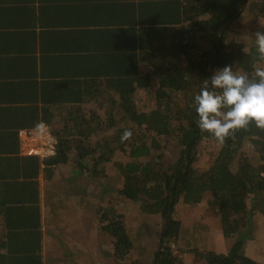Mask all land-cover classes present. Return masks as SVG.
Wrapping results in <instances>:
<instances>
[{
    "label": "trees",
    "instance_id": "trees-1",
    "mask_svg": "<svg viewBox=\"0 0 264 264\" xmlns=\"http://www.w3.org/2000/svg\"><path fill=\"white\" fill-rule=\"evenodd\" d=\"M202 1L185 0L184 10L192 18L187 29L190 35L188 43H177L174 47L161 44L159 48L146 49L148 55L144 54L146 63L143 65L139 63L142 58L131 49L126 62L125 53L122 58L120 53H112L115 61L106 63L102 74L121 77L108 82L111 88L120 92L119 101L107 96L109 102L101 103V108L108 106L104 117L101 114H95L90 119L83 114L80 118L75 116L72 126L54 134L58 141L57 155L44 161L48 167L46 176L52 180L53 168L67 165L72 158L70 151L74 149L76 161L89 178L85 183L90 182L96 187V205L105 202V196L109 195L122 204L141 203L143 213L162 216L161 231L157 233L153 229L155 237H149L148 241L142 238V241L138 240L139 244L126 234L122 221L113 220L105 226L103 230L116 238L118 258L128 254L133 246L143 249L147 244V252L150 248L155 251L152 255L155 257L154 264H183L177 259L181 255L192 256V264H264V253L252 255L246 251L253 240L250 230L257 226L258 218H264V128L252 123L235 131L221 143L196 126L198 117L194 105V97L203 86L204 79L212 74L213 64L214 70L232 65L235 72L252 73L253 65L258 62L254 34L264 31V0ZM246 10L251 13L254 27L249 31L252 40L248 52L247 46L239 42L238 35L231 31V26ZM200 13H207L210 18L200 21ZM179 52L186 53V56L179 58ZM125 76L127 78L124 79ZM153 85L156 86L153 107L149 112L142 107L139 109L135 93L139 89L148 90ZM116 103L117 106L113 107ZM111 129L117 136L114 141L94 140L96 132L104 133ZM126 129L131 130L132 135L122 139ZM140 132L154 134L150 146L137 138L141 136ZM175 134L181 147L180 157L174 166L165 170L159 166L163 158V138ZM109 142L110 145L124 142L131 149L132 159L154 156L141 164H119L116 176H106L99 166L110 162L116 152ZM247 142L259 161L257 166L245 154ZM209 145L218 147L217 155L211 156V159L207 158L206 152L204 154ZM31 158V170H34L30 176L32 181L6 184L15 191L3 193L7 202L0 203V235L3 238L9 236L1 243L9 250L3 264H43L40 255L43 210L37 181L40 165L38 157ZM26 174V180H30L29 173ZM119 182L123 184L121 188H117ZM6 186L2 187L5 191L9 190ZM87 192L85 187L81 194L86 196ZM58 193L62 194V189ZM208 197L215 199L214 204L220 210V235L231 242L226 252L218 253L209 247V234L215 225L211 218L189 227L180 220L177 212L180 202L197 206ZM3 204L6 205L1 206ZM101 218L104 219V216ZM150 257L148 255L149 260Z\"/></svg>",
    "mask_w": 264,
    "mask_h": 264
},
{
    "label": "crops",
    "instance_id": "crops-1",
    "mask_svg": "<svg viewBox=\"0 0 264 264\" xmlns=\"http://www.w3.org/2000/svg\"><path fill=\"white\" fill-rule=\"evenodd\" d=\"M185 4V0H0V203L6 201L3 193L15 191L6 184L32 181V158L23 152L20 132L38 130L37 122L43 121L56 134L72 126L85 110L108 111L101 103L109 102L107 96L119 101L120 95L108 85L119 76L102 74L106 63L115 61L112 53H120V58L125 53L126 62L131 49L143 60L146 49L188 43L192 18ZM209 18L199 14L200 21ZM177 55L184 58L186 53ZM75 156L67 165L53 168L52 180L46 176L45 160L37 158L43 264H96V187L85 183L89 178ZM85 187L86 196L81 194ZM6 238L0 235V264L8 257V248L1 246Z\"/></svg>",
    "mask_w": 264,
    "mask_h": 264
},
{
    "label": "rangeland",
    "instance_id": "rangeland-1",
    "mask_svg": "<svg viewBox=\"0 0 264 264\" xmlns=\"http://www.w3.org/2000/svg\"><path fill=\"white\" fill-rule=\"evenodd\" d=\"M251 20V13L246 10L243 16L231 26V31L236 34V36L238 35L239 42H243L247 46V52L250 49L249 44L252 40V37L250 36L251 33L249 31L254 28L251 24ZM155 89L156 86L153 85L148 90H142L138 96H135V100L139 109H141L140 107H142V109H144L145 111H150L155 102ZM94 111H96L95 108H92L91 110H85V112L82 114L86 115V118L90 119L92 116H94ZM101 113H105L106 116V111ZM102 115L104 116V114ZM122 126H126L125 122H123ZM174 126H176L175 123ZM140 134L141 136H138L137 138L145 141L150 146L154 134L151 132H140ZM93 137L95 141L101 142L104 141V139L114 141L117 136L115 131L111 129L109 131L107 130L104 133L101 131H99L98 133L96 132ZM163 139L164 141L162 143L161 151V156L163 158L161 162H159V166L162 169L169 170V167L174 166L179 160L181 147L176 140V134L173 136L164 137ZM124 144V142L120 144L111 143V146L109 142L111 148L116 149V152H114L115 154L111 156L112 160L110 162H103L102 165L99 166V169H103V173H105L106 176H116L120 170L118 167L119 164H122L123 166L129 163L141 164L147 162L151 156H154L153 154H151L150 156L132 159L130 156L131 149L127 148V146ZM205 146L206 145H204V147ZM217 148L218 147H215L214 145H209L208 149L204 151V154L206 152L208 156L207 158L211 159V156L217 155ZM202 150L201 154L203 153ZM252 150V147L247 142L245 146V154L251 161V163L254 166H257L259 161L255 157ZM70 152L71 155H73L75 153V150L72 149ZM205 161L208 162L207 160H204V162ZM93 162L94 161H92V163ZM153 162H155V160ZM202 167L205 168V164H203ZM122 186V182H119L117 188H121ZM99 191L100 188L98 189V192ZM108 197L109 195L105 196V202L97 204L98 218L97 248L95 253L96 264H154L155 257L153 258L152 255H154L153 252L155 251L150 248L147 252V244L143 249H138V247L136 248L133 246L132 249L129 250L128 254L123 256L120 255V257L118 258L115 250L116 238L111 233H107L103 229L105 226L110 225L113 220L122 221L126 229V234L131 238H134L133 240L134 242L136 241V244H139L138 240H141L142 238L143 241H148L149 237H155L154 230L157 231V233L161 231L163 227L162 216H154L150 213H143L141 203L126 202L122 204V202L116 199V197ZM214 200V198L208 197L200 205L197 206L183 205L180 202L179 206H177V212L180 216V220L189 227H192L197 223H201L202 221H206L209 220L208 218H211V222H213V224L215 225L211 230L212 232L209 234V240L211 242L209 247L213 251L222 253L229 250L228 247L231 245V242L225 240V238L220 235V210L218 206L214 204ZM103 216L104 219L101 218ZM250 232L253 240H251L250 245L247 247V253L252 255H256L255 253H264V218L262 216L258 218L257 226H253ZM148 255L152 257H150V260L148 259ZM177 257V259L183 264H192V262L194 261V258L189 255H181Z\"/></svg>",
    "mask_w": 264,
    "mask_h": 264
},
{
    "label": "clouds",
    "instance_id": "clouds-1",
    "mask_svg": "<svg viewBox=\"0 0 264 264\" xmlns=\"http://www.w3.org/2000/svg\"><path fill=\"white\" fill-rule=\"evenodd\" d=\"M254 38L258 62L251 74L235 72L232 65L217 68L194 97L196 126L221 143L252 123L264 128V31L255 32ZM35 127H45L44 122H37ZM131 135L126 129L121 138Z\"/></svg>",
    "mask_w": 264,
    "mask_h": 264
},
{
    "label": "built area",
    "instance_id": "built-area-1",
    "mask_svg": "<svg viewBox=\"0 0 264 264\" xmlns=\"http://www.w3.org/2000/svg\"><path fill=\"white\" fill-rule=\"evenodd\" d=\"M23 152L26 156L46 160L57 155L58 141L50 127L40 128L36 132L21 131Z\"/></svg>",
    "mask_w": 264,
    "mask_h": 264
},
{
    "label": "water",
    "instance_id": "water-1",
    "mask_svg": "<svg viewBox=\"0 0 264 264\" xmlns=\"http://www.w3.org/2000/svg\"><path fill=\"white\" fill-rule=\"evenodd\" d=\"M214 62H215V60H214ZM212 70H214V64L212 65Z\"/></svg>",
    "mask_w": 264,
    "mask_h": 264
}]
</instances>
